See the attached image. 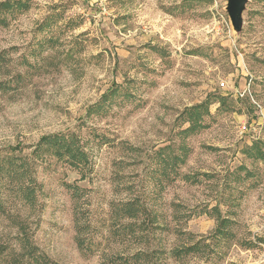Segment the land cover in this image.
<instances>
[{
  "label": "rangeland",
  "instance_id": "1",
  "mask_svg": "<svg viewBox=\"0 0 264 264\" xmlns=\"http://www.w3.org/2000/svg\"><path fill=\"white\" fill-rule=\"evenodd\" d=\"M226 8L33 0L0 24V264L25 263L28 247L52 264H264V160L250 150L264 155V0H249L241 35ZM210 98L209 128L180 134L184 111ZM60 135L89 152L82 173L38 150ZM181 144L177 179L156 184L149 156ZM135 199L146 214L122 217ZM198 242L208 248L173 255Z\"/></svg>",
  "mask_w": 264,
  "mask_h": 264
},
{
  "label": "trees",
  "instance_id": "2",
  "mask_svg": "<svg viewBox=\"0 0 264 264\" xmlns=\"http://www.w3.org/2000/svg\"><path fill=\"white\" fill-rule=\"evenodd\" d=\"M32 1L33 0H18L13 5H11V3H4L0 5V24L7 25L9 17H15L17 14L27 11ZM110 93L111 94L108 98H104V101L113 102L117 96L121 97V94L117 89L111 91ZM128 95L129 94L126 91L124 96L127 97ZM218 100L220 107L225 106L226 100L224 98L221 97L218 98ZM212 104L213 102H211L210 98L205 103L184 111L183 116H186L185 122L189 124V127L183 130L180 134H195L202 130L208 129L209 124H207L206 118L212 116ZM46 146L53 149L54 155L58 161L67 163L71 168L77 169L80 173H82L85 169V166L88 165L89 152L80 145V142H78V138L75 135H60V137H53L43 140L38 146V150L42 151ZM260 148V143H256L252 145L250 150H257L256 152L258 153L259 157L264 160V155L260 153ZM189 153L190 150L182 144L178 146V148L166 146L149 156L148 160L150 169H148V173L150 172L152 175L151 177L155 179V182L158 185L175 181L179 175V169L186 163ZM68 188L73 193H75L74 196L76 198H81V194L84 192L82 190L76 189L75 187ZM146 212L147 210L145 206L138 199L130 200V202L124 204L119 209L120 215L127 218L128 220H136L140 217V215L146 214ZM231 225V220L222 217L218 218V227L216 232L217 238L219 240L222 239L223 241H226L229 238L228 228ZM86 229H88V226H83L77 235L82 236ZM23 241L27 244V240L24 239ZM78 244L80 251L84 255H87L89 253V246L86 245L85 238L80 237L78 239ZM206 248H208V246L205 245L204 242H198L192 247L174 251L173 255L175 254L174 256L179 259L188 255L191 251L204 252ZM25 253L27 255V261L20 264H52L47 256L39 254L34 249H30L28 247ZM146 259H149V255L138 254L136 256V260L133 263H129L128 259H126L124 260L123 264H141L143 263V260Z\"/></svg>",
  "mask_w": 264,
  "mask_h": 264
},
{
  "label": "water",
  "instance_id": "3",
  "mask_svg": "<svg viewBox=\"0 0 264 264\" xmlns=\"http://www.w3.org/2000/svg\"><path fill=\"white\" fill-rule=\"evenodd\" d=\"M248 2L249 0H227L226 11L232 27L238 35H241L243 31V14L246 11Z\"/></svg>",
  "mask_w": 264,
  "mask_h": 264
}]
</instances>
